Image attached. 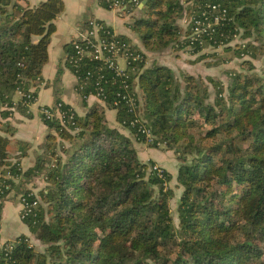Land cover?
Returning <instances> with one entry per match:
<instances>
[{"label": "trees", "instance_id": "trees-1", "mask_svg": "<svg viewBox=\"0 0 264 264\" xmlns=\"http://www.w3.org/2000/svg\"><path fill=\"white\" fill-rule=\"evenodd\" d=\"M100 1L111 8V0ZM207 4L220 6L213 13L221 20L195 38L194 21ZM64 8L63 0L35 6L0 0V218L16 179L42 174L47 182L38 193L22 191L30 201L40 199L23 221L45 248L37 250L22 234L0 247V264H264V0H148L130 16L147 50L185 51L195 56L192 63L217 58L210 65L221 62L220 49L234 50L241 69L226 72L228 83L148 65L142 48L97 20L102 36L128 45L129 79L100 60L74 62L75 46L68 44V65L87 112L57 99L65 116L41 115L49 129L45 153L22 171L19 160L10 159L15 130L9 119L16 105L28 110L24 101L42 80ZM237 36L244 42L232 44ZM254 59L262 60L259 71ZM125 83L139 99L138 122L119 95ZM100 87L105 105H89ZM17 92L24 93L19 104ZM105 107L117 110L118 122L137 141L172 150L178 172L161 166L158 173L154 160L143 161L133 140L108 125ZM172 179L182 189L178 225Z\"/></svg>", "mask_w": 264, "mask_h": 264}, {"label": "crops", "instance_id": "crops-1", "mask_svg": "<svg viewBox=\"0 0 264 264\" xmlns=\"http://www.w3.org/2000/svg\"><path fill=\"white\" fill-rule=\"evenodd\" d=\"M42 0H22L25 4L37 5ZM64 10L56 17V30L51 35L49 43V59L42 69V80L34 85L31 90L36 92V101L30 107V110L23 111L18 105L13 109L10 116V123L14 127L11 134V141L8 145L11 160H19L22 171L33 167L37 157L45 153L43 147L45 137L49 131L39 113V108L45 105H53L60 99L72 106V108L81 115L86 114L88 107L83 101V97L76 89L77 76L68 65V48L73 39H75L85 23L92 20H101L112 27L115 33L127 36L131 41L142 48L147 55V64L153 63L168 65L175 71H185L195 74L192 63L195 57L185 51L176 52L171 47L152 51L142 46L137 33H135L129 24V16L121 15L117 10L105 7L100 0H63ZM141 8L135 11L140 14ZM183 27L186 25V19L180 20ZM234 57V56H233ZM232 57V58H233ZM234 58H237L236 56ZM124 62V61H123ZM201 62V61H200ZM126 63L124 62V65ZM210 75V74H208ZM22 97L21 92L15 94V102L18 103ZM87 103L104 104L100 98L90 95ZM19 104V103H18ZM105 116L107 123L111 127L118 128L123 134L133 140L134 146L138 151L139 157L143 161L154 160L157 165L170 170L173 174L178 172V160L172 150H161L159 147H151L147 143L137 141L132 132L123 127L117 120V110L105 107ZM155 149V153H167L174 161H166V157H159L150 153L149 150ZM172 163L173 171L169 167ZM16 187L11 190L3 202L0 218V247L7 241L14 240L22 234L29 237L33 244L41 242L29 230L27 224L21 217L22 203L21 193L23 190H31L38 193L47 182L42 174H34L29 177H20L15 180Z\"/></svg>", "mask_w": 264, "mask_h": 264}, {"label": "built area", "instance_id": "built-area-1", "mask_svg": "<svg viewBox=\"0 0 264 264\" xmlns=\"http://www.w3.org/2000/svg\"><path fill=\"white\" fill-rule=\"evenodd\" d=\"M142 2L143 0H111V8L117 10L121 15L123 14L130 17L140 7ZM213 10H219L220 12V6L216 4H207L206 10L203 11V13L197 19H195L193 26V35L195 38H199L204 34H210L213 24L221 20V15L213 13ZM221 11L225 12L224 9H221ZM89 24L90 26H82L77 37L72 41L76 50V55L73 61L77 63L79 60H82L85 57H88L92 60H100L106 67L114 70L118 76L124 77V80L127 81L129 79L127 64L130 57V52L127 48L128 45L125 42H120L114 38L110 39L108 37L102 36L100 30L103 28V26L99 24L97 20L89 21ZM112 34L115 35V31L112 32ZM136 58H139V55L134 57V59ZM121 60L126 63V66H122L120 63ZM99 83L100 82L97 84ZM124 88L126 89L125 94L119 95L125 101L129 109L136 114L137 117L135 122H138L140 121V117L138 115L140 106L139 99L135 93L130 90L129 83H125ZM32 92L34 91L31 90L30 93L27 94V99L24 101L26 106H32L36 101L37 96L33 95ZM23 95L24 93H22V96ZM92 95L102 98L104 95L103 88L100 87L97 89V92ZM60 105L61 103L55 102L53 105L41 106L39 108V113L40 115L44 114L47 118L56 116L62 119L66 112H62L60 110ZM71 114H73L72 111ZM142 131L146 133L149 138L151 137L149 128L144 127ZM153 168L157 169L158 173H161L162 171L158 165L153 166ZM9 186L10 185H6V188H9ZM33 193L34 192H32V194ZM32 194L30 193L29 195ZM27 197L28 196H25L24 193H21L20 199L22 203V219L33 212V209L40 203V199L37 196L33 201L28 200ZM1 200L2 198L0 196V201ZM7 248L12 249V245H8Z\"/></svg>", "mask_w": 264, "mask_h": 264}, {"label": "rangeland", "instance_id": "rangeland-1", "mask_svg": "<svg viewBox=\"0 0 264 264\" xmlns=\"http://www.w3.org/2000/svg\"><path fill=\"white\" fill-rule=\"evenodd\" d=\"M240 43V42H244L243 39L240 38V36H237L235 38V40L232 42V44H236V43ZM220 58L222 59L221 62L218 65H210L209 62L212 60H217V58L215 59H211V57H208L206 59H204L201 62H197V64L194 65L195 68V75H201L203 77L207 76L208 74L219 77L220 79H222L224 82L228 83L229 82V78L226 74V72L230 69H241V61L242 59L239 58H234L235 57V53L234 50L231 51H224L223 49H220ZM234 56V57H233ZM195 57V56H194ZM233 57V58H232ZM253 62L256 65V71H259L261 68V64H262V60L260 59H254ZM120 63L122 65H124L123 60L120 61ZM31 106H27L28 110H30ZM27 110V111H28ZM159 148L161 150H167L165 148L164 145H160ZM150 153H154V155L161 157H166L167 158V162L169 161H174L173 158H171L170 155H168L167 153H155V149L149 150ZM171 161V162H172ZM172 163L169 164V167L172 169V171L174 170L173 167L171 166ZM159 166V165H158ZM161 167V166H159ZM169 186H172L175 190V196L171 199L170 204H171V210H172V214L174 216V221L175 224L178 225V204H179V199H180V194H181V188H178L176 185V180L172 179V181L169 183ZM30 243L32 245L35 246V248L39 251H42L45 248V244H43L42 242H38L37 244H33L31 241Z\"/></svg>", "mask_w": 264, "mask_h": 264}, {"label": "water", "instance_id": "water-1", "mask_svg": "<svg viewBox=\"0 0 264 264\" xmlns=\"http://www.w3.org/2000/svg\"><path fill=\"white\" fill-rule=\"evenodd\" d=\"M148 0H143V2L141 3L140 7H143L144 5H146Z\"/></svg>", "mask_w": 264, "mask_h": 264}]
</instances>
